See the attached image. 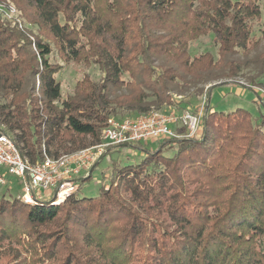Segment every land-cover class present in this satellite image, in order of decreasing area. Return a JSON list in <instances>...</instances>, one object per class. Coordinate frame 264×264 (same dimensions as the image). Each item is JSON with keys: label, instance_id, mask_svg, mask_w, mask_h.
Wrapping results in <instances>:
<instances>
[{"label": "trees", "instance_id": "trees-1", "mask_svg": "<svg viewBox=\"0 0 264 264\" xmlns=\"http://www.w3.org/2000/svg\"><path fill=\"white\" fill-rule=\"evenodd\" d=\"M7 1L37 26L0 17V126L31 163L53 144L101 143L108 118L164 109L193 82L234 80L238 56L260 44V0ZM208 35L217 57H191ZM55 47L96 64L99 80L85 75L63 97ZM263 126L241 107L208 108L195 137L125 145L143 157L113 164L97 196L30 204L0 193V264H264Z\"/></svg>", "mask_w": 264, "mask_h": 264}, {"label": "rangeland", "instance_id": "rangeland-1", "mask_svg": "<svg viewBox=\"0 0 264 264\" xmlns=\"http://www.w3.org/2000/svg\"><path fill=\"white\" fill-rule=\"evenodd\" d=\"M260 3L262 6V18L256 20L253 24V34L256 38H260V44L247 55L238 56L237 59L241 64L238 76L234 80L224 76H213V79L207 78L204 81L193 82L185 87L183 91H173L171 104L164 108V110L175 109L180 112L192 111L195 113L204 111L201 129H203L205 115L208 108L211 110L216 109L218 111H227L241 107L252 113L255 124L261 122L264 124V40L261 38V30L264 21V0H260ZM0 17L11 22L17 21L21 25H26L27 28L34 32L37 29V26L29 24L21 18L20 11L11 1L6 0L3 3L0 2ZM217 50L218 46L215 43L214 35L204 36L193 41L189 48L191 57L207 51H210L215 57H217ZM50 59L52 62L58 63L62 67L57 74V81H59L61 85L63 97L72 94L76 83L85 75L91 77L94 81H98L101 76V71L96 64L87 66L70 58H66L59 52L57 47L54 48V52L50 56ZM154 63L156 64L158 62L154 59ZM213 85L217 86L208 94L207 89ZM0 101H2L1 96ZM179 131L182 130L180 129ZM89 140V137L86 138V142ZM170 140L171 139H167V141ZM163 142L164 141L161 140L150 139L146 142L140 143V146L146 149L155 150L159 145H162ZM169 144L170 143L166 144L164 151L166 154L171 155L173 151H175L176 146H168ZM89 146L92 145L86 147ZM80 149L82 148L73 149L72 151L67 152L65 148L60 149L57 144H53L46 152L50 157H58L76 152ZM107 149V152L91 168L88 175L81 178L80 176L77 177L76 181L79 189L78 195L80 197L97 196L101 185H104L105 188H109L108 181L111 179L113 164L135 162L143 157L141 150L130 146L108 147ZM1 171L2 170L0 169V172ZM91 173L92 178L82 182V179L88 177ZM9 178H13V176L9 175ZM10 184L12 185L0 187V193L6 195L8 198L15 197L22 193V185L18 179L10 182ZM51 192L52 191H46V193H43L44 197L47 195L46 200L52 199ZM40 193H42V191H40Z\"/></svg>", "mask_w": 264, "mask_h": 264}, {"label": "built area", "instance_id": "built-area-1", "mask_svg": "<svg viewBox=\"0 0 264 264\" xmlns=\"http://www.w3.org/2000/svg\"><path fill=\"white\" fill-rule=\"evenodd\" d=\"M204 111H177L153 109L142 115L108 118L102 131V142L76 152L45 158L31 163L23 156L12 136L0 126V187L17 179L22 185L19 194L25 202L33 204L46 199L43 193L52 191V203L59 204L77 191V177L88 175L91 168L104 156L108 147L142 143L150 139H179L195 137L201 131ZM184 131H179V129ZM85 173V175H84ZM13 176V178H9ZM42 191V193H40Z\"/></svg>", "mask_w": 264, "mask_h": 264}]
</instances>
